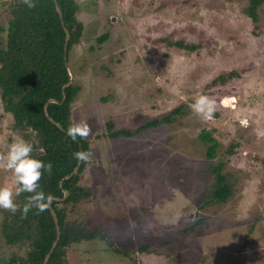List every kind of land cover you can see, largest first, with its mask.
<instances>
[{
    "label": "rangeland",
    "instance_id": "obj_1",
    "mask_svg": "<svg viewBox=\"0 0 264 264\" xmlns=\"http://www.w3.org/2000/svg\"><path fill=\"white\" fill-rule=\"evenodd\" d=\"M9 1L0 0L2 23ZM249 1L76 0L83 32L66 61L79 87L70 122L91 129L79 182L90 197L68 220L106 238L70 246L72 263L264 264V3L254 25ZM166 37L198 47H169ZM219 76L228 78L212 84ZM200 94L217 102L211 119L191 109ZM177 108L171 123L142 129ZM109 122L136 135L111 139ZM202 130L219 144L212 160ZM16 136L33 143L35 134L16 130L0 99V153ZM215 169L231 185L224 203L210 196ZM10 178L0 169V186ZM109 242L133 260L110 255Z\"/></svg>",
    "mask_w": 264,
    "mask_h": 264
},
{
    "label": "trees",
    "instance_id": "obj_2",
    "mask_svg": "<svg viewBox=\"0 0 264 264\" xmlns=\"http://www.w3.org/2000/svg\"><path fill=\"white\" fill-rule=\"evenodd\" d=\"M34 3V7L28 8L22 0H12L1 9L9 14V19L6 23L0 22V99L3 110L13 117L14 128L23 133L35 134V137H29L33 141L32 156L45 163L51 162V174L44 172L39 184L46 195L53 196V200L45 210L32 208L25 216L20 209L31 194L21 193L15 197V202L20 205L15 213L0 209L3 214L0 223V264H42L56 238L51 209L58 219L60 239L47 264H64V256L70 246L106 238L95 228L87 232L77 221L68 220L75 206L90 197L89 189L85 190L79 183L88 161L81 162L73 157L76 151L90 153L89 144L82 136L73 141L66 134L72 125L71 104L79 91V87L72 81L66 86L69 76L65 65L71 49L79 42L83 32V25L77 20L79 6L76 0H34ZM263 3L264 0H250L244 10L254 25L258 23V11ZM65 30L68 31L66 52ZM105 38L106 35H103L98 41ZM161 40L169 47L188 52L198 47L184 44L181 40L170 41L167 37ZM227 78L219 76L212 84H223ZM49 100L56 103L47 104ZM46 104L48 117L60 128L46 116ZM180 110L177 108L166 117L148 122L142 129L169 124L172 121L171 115H176ZM106 128L111 139L136 135L131 130L113 131L110 122ZM198 139L206 146V158L212 160L219 144L205 130L199 133ZM78 163V172L73 173ZM214 171L215 184L211 187L210 196L224 203L230 197L231 185L216 169ZM64 191L68 194L66 199L55 201L64 197ZM108 247L110 255L133 260L134 252L130 249L120 250L113 242H109ZM147 250V246L139 242L138 253L145 256Z\"/></svg>",
    "mask_w": 264,
    "mask_h": 264
},
{
    "label": "clouds",
    "instance_id": "obj_3",
    "mask_svg": "<svg viewBox=\"0 0 264 264\" xmlns=\"http://www.w3.org/2000/svg\"><path fill=\"white\" fill-rule=\"evenodd\" d=\"M22 2L28 8L35 6L34 0H22ZM191 109L196 116L205 120L211 119L217 110V102L212 97L200 94L191 104ZM90 131L91 129L85 122H80L70 125L66 134L71 140L76 141L78 137L87 136ZM32 152V144L23 137L16 136L7 146V151L0 153V169L11 174L9 185L0 186V209L15 213L20 208V205L15 202V197L21 193L31 194L20 209L25 216L32 208L43 211L51 204L53 196L51 194L46 195L41 190L39 180L44 172L51 174L52 164L34 158ZM90 156L91 154L84 150L73 153V157L81 162L88 161Z\"/></svg>",
    "mask_w": 264,
    "mask_h": 264
},
{
    "label": "water",
    "instance_id": "obj_4",
    "mask_svg": "<svg viewBox=\"0 0 264 264\" xmlns=\"http://www.w3.org/2000/svg\"><path fill=\"white\" fill-rule=\"evenodd\" d=\"M56 9H57V12H58L60 18L62 19V14H61V12H60V9H59L58 7H57ZM67 42H68V31L65 30V45H64V51H65V52H66ZM65 65H66V69H67V72H68V67H67L66 62H65ZM68 76H69V82L66 84V86H69V85L71 84V81H72V79H71V75H70L69 72H68ZM66 86H65V87H66ZM52 102L56 103V101H54V100H49V101L47 102V104L52 103ZM47 104L45 105V114H46V116L48 117V114H47V111H46V106H47ZM48 118H49V120H50L54 125H56V127L60 128V126H59L57 123H55L50 117H48ZM79 165H80V163H78L77 167L73 170V173H77V172H78ZM67 196H68L67 192L64 191V197H63L62 199H55V200H56V201H63L64 199H66ZM50 212H51V215H52V217H53L54 224H55L56 238H55V241L53 242V244H52V246H51L50 251H49V252L47 253V255L45 256V258H44L42 264H46V263H47V261H48L50 255H51V253L53 252V249L56 247V244H57V242H58V240H59V237H60V230H59V226H58V219H57V217H56V214H55L54 210L51 209Z\"/></svg>",
    "mask_w": 264,
    "mask_h": 264
},
{
    "label": "flooded vegetation",
    "instance_id": "obj_5",
    "mask_svg": "<svg viewBox=\"0 0 264 264\" xmlns=\"http://www.w3.org/2000/svg\"><path fill=\"white\" fill-rule=\"evenodd\" d=\"M64 257H65V262H64V264H76V263L79 262V261H75V262L72 263L66 255H65Z\"/></svg>",
    "mask_w": 264,
    "mask_h": 264
}]
</instances>
